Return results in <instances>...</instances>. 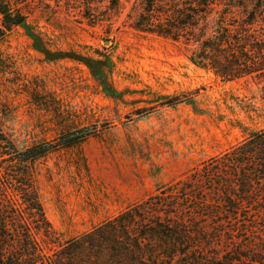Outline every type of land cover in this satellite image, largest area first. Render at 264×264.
I'll return each instance as SVG.
<instances>
[{
  "label": "rangeland",
  "instance_id": "obj_1",
  "mask_svg": "<svg viewBox=\"0 0 264 264\" xmlns=\"http://www.w3.org/2000/svg\"><path fill=\"white\" fill-rule=\"evenodd\" d=\"M134 1L122 0L112 25L95 26L65 1H35L30 33L14 27L0 39V129L16 148L91 132L31 162L62 241L264 129L263 82L221 81L191 63L183 42L132 29Z\"/></svg>",
  "mask_w": 264,
  "mask_h": 264
},
{
  "label": "trees",
  "instance_id": "obj_2",
  "mask_svg": "<svg viewBox=\"0 0 264 264\" xmlns=\"http://www.w3.org/2000/svg\"><path fill=\"white\" fill-rule=\"evenodd\" d=\"M35 1L57 7L65 1L84 10L90 26L112 25L122 10V0H0V39L14 27L30 33ZM125 23L183 42L191 63L221 81L264 83V0H135ZM100 81L106 94H117ZM90 134L81 128L20 150L0 129V264H264V129L62 241L45 214L31 162Z\"/></svg>",
  "mask_w": 264,
  "mask_h": 264
}]
</instances>
